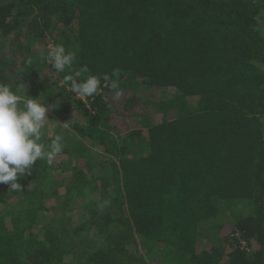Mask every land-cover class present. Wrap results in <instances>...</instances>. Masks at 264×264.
I'll return each instance as SVG.
<instances>
[{
    "label": "trees",
    "instance_id": "trees-1",
    "mask_svg": "<svg viewBox=\"0 0 264 264\" xmlns=\"http://www.w3.org/2000/svg\"><path fill=\"white\" fill-rule=\"evenodd\" d=\"M0 85L65 145L0 184V264H264V0H0Z\"/></svg>",
    "mask_w": 264,
    "mask_h": 264
},
{
    "label": "clouds",
    "instance_id": "clouds-1",
    "mask_svg": "<svg viewBox=\"0 0 264 264\" xmlns=\"http://www.w3.org/2000/svg\"><path fill=\"white\" fill-rule=\"evenodd\" d=\"M46 58L57 73H65L66 69L72 68L76 57L74 52L66 53L62 45H57L47 52ZM32 63L29 57L26 64L30 66ZM88 71L87 66H82L74 74H65L62 81L84 104L99 93L101 85L96 76H84ZM116 74L114 70L113 75ZM82 76L83 79H78ZM104 79L119 98L122 92L118 82L107 75ZM27 97H22L7 85H0V184H10V189L16 191L21 190V184L16 182L18 177L30 174L38 160L51 165L65 147L62 134L55 135L50 144L42 142V129L50 120L47 117L50 107L36 98Z\"/></svg>",
    "mask_w": 264,
    "mask_h": 264
},
{
    "label": "rangeland",
    "instance_id": "rangeland-1",
    "mask_svg": "<svg viewBox=\"0 0 264 264\" xmlns=\"http://www.w3.org/2000/svg\"><path fill=\"white\" fill-rule=\"evenodd\" d=\"M7 52H8L10 55H13V56L17 55V51H15V53H14L12 50L6 49V52H5V53H7Z\"/></svg>",
    "mask_w": 264,
    "mask_h": 264
}]
</instances>
